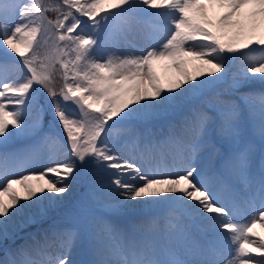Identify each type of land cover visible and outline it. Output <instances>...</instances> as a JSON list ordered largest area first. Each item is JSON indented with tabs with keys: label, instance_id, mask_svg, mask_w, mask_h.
Here are the masks:
<instances>
[{
	"label": "snow or ice",
	"instance_id": "1",
	"mask_svg": "<svg viewBox=\"0 0 264 264\" xmlns=\"http://www.w3.org/2000/svg\"><path fill=\"white\" fill-rule=\"evenodd\" d=\"M138 25L146 50L117 54ZM229 79L264 85V0H0V244L88 177L108 210L81 206L43 242L0 247V264H264V91L210 99L161 140L137 130ZM217 143L221 168L200 166ZM138 207L163 213L130 230L110 219Z\"/></svg>",
	"mask_w": 264,
	"mask_h": 264
},
{
	"label": "bare ground",
	"instance_id": "2",
	"mask_svg": "<svg viewBox=\"0 0 264 264\" xmlns=\"http://www.w3.org/2000/svg\"><path fill=\"white\" fill-rule=\"evenodd\" d=\"M142 27L143 25H138L136 30L134 31V34L129 37L131 44H122V48L120 50L122 54H135L136 55L137 53H139V49L142 48L143 47L142 45L145 44L142 39L141 32H140V29ZM132 45H135V47H133ZM170 63L171 62L169 61H162V62H159L157 66L158 73L160 74L161 79L166 85L170 80H174L177 77L175 70L169 66ZM239 63H240L239 60H231V59L229 60V64L231 65L233 72L236 71L237 67L239 66ZM261 91H264V85H261L259 83L247 85L238 91L234 90L231 87V79H229L227 82L213 86L211 89L207 90L203 94V96L191 99L185 105L177 108L173 112L162 114L156 119H153L149 122L138 124L137 130L141 134H151L156 140H161L168 134L167 132L169 131V128L171 126L179 125L180 122L183 120V118L187 116L191 112L192 109L205 106L207 101L210 99H220V100H230L231 99L239 103L240 102L239 97L242 94L259 93ZM22 142H25V141H22ZM220 147H222V145L217 144L216 151H212L209 149V151L205 153L206 156L201 157L200 166L206 167L207 164L219 165L221 163V162L219 163V161H221L222 155L221 157L218 156L217 160L215 157L219 155L218 151L220 150ZM38 169L35 171H39ZM33 170L34 169H29V171H33ZM91 179H92L91 177H88L87 179H85V181L88 182ZM77 183L79 184L81 183V181ZM77 189H78V186H76V191ZM65 195L67 196L68 199L63 201L61 205L55 208L49 209L47 212L48 213L50 212L63 213L72 220L73 217L76 216V212L81 206L87 207L89 215H100L108 211L104 207L105 200L103 198V194L99 192H96L94 194L90 188V185H89L88 192H85L82 194H71L69 197H68L69 194H65ZM79 195H81L82 197L80 198ZM98 203L102 205L99 206L97 205ZM162 213H163V209L138 207V208L131 209L126 215L111 216L110 219H112L119 226L130 230L134 225L142 224L148 221L149 219H151L152 217L162 215ZM76 219H78L80 223L84 222L83 218L81 217H77ZM185 222L187 223L188 221H185ZM30 224L22 228H19L18 230L26 228ZM18 230H16L13 233V235H15V233L18 232ZM193 231L202 240L211 238L210 235H207L206 233L201 234V233L196 232L195 228H193ZM46 233H48L50 236V231ZM46 233H41L40 235L35 234L31 236L32 238L31 241L28 244H25V246L34 244L33 237H35V240L43 242L44 236ZM52 247H57V249L60 250V251L58 250L53 251V253L51 254L52 257H55V255L57 256V255L62 254V249L59 247L58 242L53 241L51 246L48 248V250H50ZM13 251H15V249ZM226 254L228 253H225V255ZM43 258H44L43 256H41L40 258L38 257L39 260ZM78 258L85 260V261L89 258L88 245L85 242V239L84 241H81L79 251H78Z\"/></svg>",
	"mask_w": 264,
	"mask_h": 264
},
{
	"label": "rangeland",
	"instance_id": "3",
	"mask_svg": "<svg viewBox=\"0 0 264 264\" xmlns=\"http://www.w3.org/2000/svg\"><path fill=\"white\" fill-rule=\"evenodd\" d=\"M142 46H143L142 48H145V50H146L145 44L142 45ZM121 48H122V45H121ZM121 48L119 49L117 54H122L121 51H120ZM139 54H141V53L139 52L136 55H139ZM13 75H15V73H13ZM60 83H61L60 81L57 82V87L60 86ZM210 114H211V112H210ZM45 130H47V125H45ZM243 135H244V138L246 140L253 141L254 143L257 144V147H258V141H257L256 137L253 135V132L251 130V126H249V122H248V118H247V111L246 110H244V115H243ZM24 141L25 142L21 141V142H19L17 144L9 146V150H11L13 148L23 147L25 144H30L32 142L31 140H24ZM217 144L219 145L220 143H217ZM220 145H222V144H220ZM207 151H209V150H207ZM207 151L201 153L200 154L201 157L206 156L205 153H207ZM226 151H227V147L222 145V147H220V150L218 151L219 155H217L215 157L216 160H217V157L218 156L221 157V155H222L221 161H219V163L220 162L221 163L220 164L218 163L219 165L207 164L206 168H210L211 169V167H212L213 169L219 170L221 168L222 160H223V157H224ZM202 154H204V155H202ZM258 154H259V152H257V155ZM257 159H259V156H257ZM211 165H213V166H211ZM76 186H78L77 191H76ZM88 190H89V183L87 181H85V180H81V183H79V184L76 183L74 185L73 189L71 190V194H82V193L88 192ZM70 195H68V197ZM79 197L81 198L82 196L79 195ZM97 205L101 206L102 204L98 203ZM250 213L251 212H249V214ZM70 222H75V221H73V219L71 220L69 217H67L63 213H58V212H50V213H48L47 212V214L44 217L39 218L37 220V222L31 223L28 227L23 228L21 230H18V232H16L15 235L11 236L6 241H3L2 244H0V247L7 248V249H13V250L15 249L16 250V249H18V248H20L22 246H25V244H28L31 241V239H32L31 236H33L35 234H39L40 235L41 233L49 232V230L52 227L57 226V225H59L61 227L68 226ZM207 235H209V234H207ZM82 241H84V239H82ZM85 242L87 243L86 239H85ZM55 250L60 251L59 249H57V247H52L50 250L47 249L48 253H50V254H52L53 251H55ZM2 255H3V252L0 251V256H2ZM228 255L229 254H226L225 257H227ZM38 257L40 258L41 256L34 255L33 258L39 260Z\"/></svg>",
	"mask_w": 264,
	"mask_h": 264
}]
</instances>
